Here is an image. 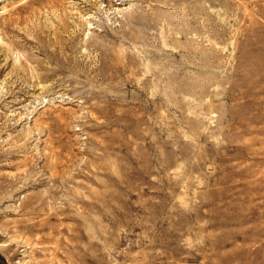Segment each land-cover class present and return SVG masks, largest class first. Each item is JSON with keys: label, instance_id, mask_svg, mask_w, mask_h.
<instances>
[{"label": "rangeland", "instance_id": "obj_1", "mask_svg": "<svg viewBox=\"0 0 264 264\" xmlns=\"http://www.w3.org/2000/svg\"><path fill=\"white\" fill-rule=\"evenodd\" d=\"M37 1L0 0V264H264V0Z\"/></svg>", "mask_w": 264, "mask_h": 264}, {"label": "bare ground", "instance_id": "obj_2", "mask_svg": "<svg viewBox=\"0 0 264 264\" xmlns=\"http://www.w3.org/2000/svg\"><path fill=\"white\" fill-rule=\"evenodd\" d=\"M47 1H49V0H47ZM51 1H53V0H51ZM37 2H40V0L37 1ZM44 3H46V2H44ZM44 3H42V4H44ZM30 4H31V3H30ZM31 5H32V4H31ZM58 5H59V4H58ZM35 6H36V5H35ZM38 6H39V5H38ZM41 6H42V5H41ZM49 6H51V5H49ZM49 6H48V7H49ZM52 6H53V5H52ZM54 6H55V4H54ZM55 7H56V6H55ZM13 8H14V7H13ZM13 8H12V9H13ZM36 8H37V7H36ZM51 9H52V8H51ZM54 9H55V8H54ZM39 10H40V8H39ZM55 10H56V9H55ZM12 11H13V10H12ZM34 11H35V10H34ZM10 15H11V14H10ZM10 15H9V16H10ZM9 16H8V17H9ZM12 16H13V15H12ZM17 16H18V15H17ZM17 16L15 15V17H17ZM5 18H7V17H5ZM5 18H4V19H5ZM6 20H7V19H6ZM15 20H16V19H15ZM3 21H4V20H3ZM11 22H12V21H11Z\"/></svg>", "mask_w": 264, "mask_h": 264}]
</instances>
